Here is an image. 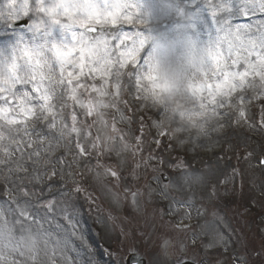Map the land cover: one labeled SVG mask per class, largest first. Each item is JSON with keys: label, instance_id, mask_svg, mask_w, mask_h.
<instances>
[{"label": "snow or ice", "instance_id": "6c2138e0", "mask_svg": "<svg viewBox=\"0 0 264 264\" xmlns=\"http://www.w3.org/2000/svg\"><path fill=\"white\" fill-rule=\"evenodd\" d=\"M207 6L219 35L204 49L207 60L189 84L187 117L184 112L176 113L170 134L161 120L166 109L157 111L153 127L158 145V137L175 139L176 133L188 132L184 121L194 127V116L210 117L215 131L226 127L228 120L264 131V22L240 28L230 19L237 11L242 15L264 13V0H240L237 4L221 0ZM138 12L130 0H8L7 12L0 9V24L15 28L23 21L32 34L29 42L21 35L10 51L0 50V174L5 183H12L10 177L15 176L18 183L13 186L24 197L31 194L23 186L25 181L35 188L58 175L54 166L49 167L53 156L57 164L71 169L95 153L96 166L116 179L118 170L101 164V156L115 154L122 165V153L131 151L151 168L149 162L156 157L151 153L143 157L146 125L136 112L153 109L146 95L151 93L159 100L165 89L149 55V38L141 29L126 31L123 27L145 24ZM57 27L61 38L52 41ZM254 102H258V119L250 111ZM134 117L140 127L132 144L118 123L131 124ZM200 139L193 137V145ZM64 144L68 147L57 155ZM258 163L264 167V153ZM140 167L137 162V179ZM175 167L181 170L177 179L185 185L202 184L206 179L204 172L191 171L183 164ZM146 187L154 191L150 185ZM136 196L133 193L134 205ZM30 206V201L21 205L10 196V203L0 207V264H42V256L48 264H55L56 248H49L47 240L41 241L38 233L25 226V220L31 219ZM52 206V202L47 205ZM10 215L16 217L14 222L9 221ZM172 246L166 238L161 256L167 258Z\"/></svg>", "mask_w": 264, "mask_h": 264}, {"label": "rangeland", "instance_id": "374dc122", "mask_svg": "<svg viewBox=\"0 0 264 264\" xmlns=\"http://www.w3.org/2000/svg\"><path fill=\"white\" fill-rule=\"evenodd\" d=\"M130 2L139 9L138 15L146 23L134 22L123 27L126 31H132L133 28L143 30L144 36L149 38L150 56V41L157 37H188L202 49L212 46L217 40L219 33L207 5L220 3L221 0ZM232 2L237 4L240 0ZM7 4L8 0H0V9L7 12ZM230 19L234 27L254 28L264 22V13L257 11L242 15L237 11L230 14ZM21 35L25 43L31 40L32 34L27 29L12 30L0 24V50L10 51ZM60 38V29L57 27L51 40ZM130 103H133L131 99ZM256 103L250 106L255 116L259 113ZM136 117H142L146 125L143 157L147 158L149 153L156 157L149 162L151 168L139 154L133 157L131 151L122 153L120 158L125 161L122 165L115 154L101 156V164L118 170L119 179H116L96 166L95 153L80 160L79 166L71 169L57 164L53 156L49 167L54 166L58 175L46 182L41 181L35 188L25 181L23 186L29 189V197H24L13 186L18 183L15 176L10 177L12 183H5L3 174H0V207L10 203V196L21 205L25 200L31 202L27 208L31 219L25 220V226H30L34 233H38L41 241L47 240L49 248H56L55 264H125L127 256L134 252L146 255L149 264H177L182 257V238H179V233H172L167 238L173 246L169 248L167 258L161 256L167 219L162 202L172 205L169 208L175 213L174 218L205 222L203 226L207 234L211 235L209 239L213 243L200 247V252L206 257L203 264H242L250 257L261 264L258 262V252L259 238L264 234V167L260 166L258 158L264 153V131L243 123L236 126L228 120L226 127L214 131L208 138L196 141L195 146L192 142L195 134L188 132L176 133L175 139L170 136L158 137V145L155 142L157 129L153 127V121L158 119L157 111L141 108L136 112ZM118 127L127 133L126 138L134 144L135 136L139 135V119L134 117L131 124L118 123ZM166 127L171 134L173 126ZM66 147L67 144L62 145L57 155ZM249 153L252 155L249 156ZM137 162L141 165L139 179L134 175ZM179 164L191 171L206 173L204 183H181L177 179L181 170L175 167ZM69 172L72 174L69 175ZM162 173L170 174L168 184L161 179ZM146 185H150L154 191ZM133 193H137L135 205ZM184 199H188L186 203L189 207L177 203L185 202ZM49 202H52L51 208L47 207ZM11 206L16 207L15 204ZM229 207L233 209V219L238 226L244 224L242 220L250 223L257 220L261 223V230L251 236L246 224V229L237 234L228 249L218 248L216 245H219L221 238L219 229L221 222L227 219L226 210ZM185 213L188 215L185 216ZM8 219L14 222L16 217L10 215ZM16 227L19 229V225ZM200 239L202 242L207 241L202 235ZM248 252L250 254L246 255ZM41 261L42 264H48L47 257L42 256Z\"/></svg>", "mask_w": 264, "mask_h": 264}, {"label": "clouds", "instance_id": "9594fccd", "mask_svg": "<svg viewBox=\"0 0 264 264\" xmlns=\"http://www.w3.org/2000/svg\"><path fill=\"white\" fill-rule=\"evenodd\" d=\"M150 49L159 83L164 86L165 91L159 96V100H156L151 93H148L145 99L155 111L166 109L161 120L164 126L171 127L176 113L184 112L187 117L190 111L189 84L196 78L201 64L206 62L207 53L204 49L198 48L196 42L188 37H157L150 41ZM192 119L196 121L194 127L187 119L184 121L188 125V133L208 138L215 131L214 122L210 117L194 116Z\"/></svg>", "mask_w": 264, "mask_h": 264}]
</instances>
